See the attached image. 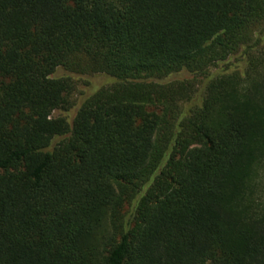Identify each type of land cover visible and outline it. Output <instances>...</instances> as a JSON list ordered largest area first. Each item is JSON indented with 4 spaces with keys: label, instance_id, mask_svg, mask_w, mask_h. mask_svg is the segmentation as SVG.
I'll return each instance as SVG.
<instances>
[{
    "label": "trees",
    "instance_id": "1",
    "mask_svg": "<svg viewBox=\"0 0 264 264\" xmlns=\"http://www.w3.org/2000/svg\"><path fill=\"white\" fill-rule=\"evenodd\" d=\"M263 173L264 0H0V264H264Z\"/></svg>",
    "mask_w": 264,
    "mask_h": 264
},
{
    "label": "rangeland",
    "instance_id": "2",
    "mask_svg": "<svg viewBox=\"0 0 264 264\" xmlns=\"http://www.w3.org/2000/svg\"><path fill=\"white\" fill-rule=\"evenodd\" d=\"M216 68H213L212 71H214ZM77 85L75 86L74 91L72 92V100L73 104H77L79 102V99L82 94L87 92L90 88L93 86H100V85H109L111 80L109 78L103 77V76H83V77H77ZM76 106H72L67 111L63 110H55L52 112L51 117L57 118V117H64L68 121H71L72 118L75 115V109ZM261 180L263 182L264 186V173L261 176Z\"/></svg>",
    "mask_w": 264,
    "mask_h": 264
}]
</instances>
